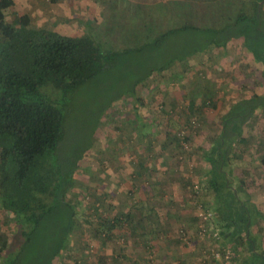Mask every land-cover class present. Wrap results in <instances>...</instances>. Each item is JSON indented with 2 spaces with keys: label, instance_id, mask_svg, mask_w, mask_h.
Wrapping results in <instances>:
<instances>
[{
  "label": "rangeland",
  "instance_id": "rangeland-1",
  "mask_svg": "<svg viewBox=\"0 0 264 264\" xmlns=\"http://www.w3.org/2000/svg\"><path fill=\"white\" fill-rule=\"evenodd\" d=\"M10 1L13 6L5 11L10 24L34 12L29 17L35 29L99 38L104 28L108 35L105 32L99 43L105 48L111 43L114 51L126 50L108 70L80 86L72 97L46 92L53 99L59 97L55 104L67 117L63 156L85 153L66 194L68 203L77 210V225L55 264H208L217 243L199 234L195 218L200 204L212 205L215 213L216 194L209 182L210 165L204 157L221 133L232 100L244 96L237 90L235 67L243 73L242 64H248L252 71L261 64L256 63L243 39L231 40L225 49L207 47V34L191 29L178 32V28L221 26L233 17L232 4L238 2L156 0L137 8L136 1L115 0L118 6L114 8L113 2L107 4L109 0H83L89 2L87 8L91 1L95 3V16L91 18V13L77 4V13L82 16L77 20L65 18L69 9H63L57 0H44L46 13L29 7L30 0ZM49 6L53 8L52 18L47 17ZM59 15L64 18L59 20ZM166 33L170 34L159 39ZM155 37L159 39L158 47H148L156 42ZM254 38L260 39L257 34ZM196 50L202 51L134 88L151 69L159 70ZM255 71L259 75L260 70ZM258 100L245 99L255 106ZM246 107L236 111L235 120H248L242 121V141L235 142L226 169L234 189L240 179L246 181L245 191L252 196L257 193L262 199L260 205H264V184H260L264 180V108L256 106V113L249 115ZM257 114L259 118L254 119ZM177 142H187L183 151ZM145 199H149L148 206L136 202ZM243 199L240 193L239 200ZM151 205H156L160 213L153 220H143L141 214ZM128 213L138 216L131 225L123 224V228L107 234L98 232L103 229L101 224ZM151 221L159 222L155 233L151 232ZM54 224H48L46 237L40 239L47 240ZM18 227V221L0 209V235L8 237ZM181 229L188 240L180 238ZM252 231L257 242H263L264 220ZM226 246L232 248L233 256L247 257L238 245Z\"/></svg>",
  "mask_w": 264,
  "mask_h": 264
},
{
  "label": "trees",
  "instance_id": "trees-1",
  "mask_svg": "<svg viewBox=\"0 0 264 264\" xmlns=\"http://www.w3.org/2000/svg\"><path fill=\"white\" fill-rule=\"evenodd\" d=\"M182 1L214 3L220 0ZM234 1L238 4H232L233 17L225 24L206 29L184 25L178 32L191 29L205 33L207 47L222 49L233 39H243L246 48L262 65L264 77V0ZM10 6V0H0V209L12 215L19 227L8 237L0 235V264H55L77 225V210L68 203L66 194L85 153L63 156L67 117L55 104L59 97L53 99L46 92L72 97L80 86L108 70L126 50L105 48L92 36L73 37L35 29L28 15L10 24L5 18ZM168 34L159 39L164 40ZM254 34L260 39L256 40ZM159 39L156 41L155 37L156 42L147 46L158 47ZM202 50L179 56L159 70L151 69L134 88ZM236 104L238 106L231 108L220 135L204 157L210 165L209 182L216 194L215 225L225 245L234 243L247 253L243 259L234 255L233 264H264V240L258 243L252 231L253 226L264 220V213L252 202V194L245 191L247 182L240 179L234 189L226 169L235 142L242 141V121L248 120H235L236 111L247 105L248 114L253 115L262 101L257 103V108L245 100ZM194 105L190 107L193 109ZM186 143L177 142L178 148L183 151ZM261 163L264 166V157ZM240 193L245 197L241 201ZM98 211L95 208V212ZM149 211L142 216L144 220L145 217L152 219ZM137 217L131 213L117 216L101 224L103 229L98 232L111 233L123 228V224L131 225ZM195 218L198 224L197 213ZM50 222H55L54 229L48 231L47 240L40 239L46 237L45 229L48 230ZM150 225L154 227L151 232L155 233L154 221ZM182 231H185L180 230L183 239Z\"/></svg>",
  "mask_w": 264,
  "mask_h": 264
},
{
  "label": "crops",
  "instance_id": "crops-1",
  "mask_svg": "<svg viewBox=\"0 0 264 264\" xmlns=\"http://www.w3.org/2000/svg\"><path fill=\"white\" fill-rule=\"evenodd\" d=\"M58 1V5H61L62 6V8L63 9H69V10H74L73 12H74V14H73V12L72 11H70L69 12V10H67V16L65 17V18H75V19H79V18H82V16H80L79 15V13H77V4H79V5H81V7H85V6H88L89 4V2L87 1V2H84L83 0H75V1H72V0H69L70 2L69 3H67V1L68 0H57ZM132 1H136L137 2V4H135V6H137V8L139 7L140 8V6H141V4L143 3H146V4H153V3H148L147 1L146 2H144L143 0H132ZM24 2V1H23ZM43 2H44V0H30L29 1V7H31V8H33V10H35V11H38L39 13L40 12H44V13H46V8H47V6L46 5H43ZM62 2H64V4L62 3ZM109 2V3H108ZM110 2L112 3L113 2V7L115 8V6L117 5L116 4V2H115V0H113V1H107V4H110ZM24 4H25V2H24ZM94 2H90V7H85V9H86V11H87V13H91V18H93L94 16H95V8H94ZM26 5V4H25ZM11 6H13V2H12V5ZM118 6V5H117ZM130 7V6H129ZM48 9L50 10H48V15H47V17H49V18H52L53 16H51V15H54L52 12H51V10L53 9L52 8V6H49L48 7ZM51 12V13H50ZM28 14H29V16L30 17H32L31 15H33L34 14V12L33 13H31V12H28ZM59 17H61L59 20H62L63 18H64V16H61V15H59ZM100 17H103L102 16V14H101V16ZM49 21V20H48ZM101 28V27H100ZM107 33V30L106 29H104V28H102V30L100 31V34L101 35H99V33H98V37L99 38H101L103 35H106V33ZM107 35H108V33H107ZM69 36V35H68ZM70 36H72V35H70ZM73 37H77V36H73ZM94 38L98 41V42H100L99 40V38H97L96 36H94ZM100 43H102V42H100ZM111 44V43H110ZM110 44L108 45V46H110ZM253 56V55H252ZM254 58V57H253ZM254 60H255V58H254ZM256 61V60H255ZM256 63H258L257 61H256ZM260 64V63H259ZM252 66V65H251ZM258 66L259 65H255L254 66V69H253V71H252V69L250 68V66L248 65V64H245V65H243L242 64V66H241V68H243L244 69V72L242 73L241 72V69L239 70V67L237 66V67H235L236 69H235V72H234V76L236 77V81L238 82H241V84L238 82V87H239V89L237 88V90L238 91H240V93H242L244 96H242L241 97V99H239V100H232L233 102L231 103V105H230V109L228 110V111H230L231 110V108L237 103V102H239V101H242V100H245L246 99V97H253V98H258L259 100V102L260 101H263L262 102V104L258 107V109H260V108H264V77H263V67H262V65L258 68ZM253 67V66H252ZM255 69L256 70H260V73H259V75H258V72H256L255 71ZM253 72H255L256 73V76L253 74ZM259 76V77H258ZM239 79V80H238ZM227 88V87H226ZM261 91H263V92H261ZM241 94V95H242ZM211 103H213V101L211 102ZM214 104V103H213ZM215 105V104H214ZM229 113V112H228ZM228 113H227V115H228ZM226 115V116H227ZM226 116H225V118H226ZM224 118V119H225ZM257 118H259L258 117V114L254 117V119H257ZM264 120V119H263ZM223 127V126H222ZM262 128H264V127H262ZM222 131V130H221ZM260 184H264V180L263 181H261L260 182ZM256 185H257V182H256ZM136 189V188H135ZM255 194V193H254ZM154 196H156V194H154ZM151 198H152V195H151ZM143 199V198H142ZM152 200V199H151ZM259 200H262V199H260V197H259V195L256 193L254 196H252V202L253 203H255L256 204V206L263 212V210L262 209H264V205H260L261 204V202L259 201ZM148 201H149V199H145L144 201H136V202H144L145 203V206H148ZM133 203L132 202H130V205H132ZM135 204V203H134ZM263 204V203H262ZM133 206V205H132ZM139 208L138 209H140L142 206H138ZM262 208V209H261ZM152 210V212H150L149 210ZM139 212H141L140 210H138ZM148 211H149V214H151L152 215V217L151 218H153L154 216H157V214H159L160 213V211H159V209H158V207L156 206V205H151V206H149L147 209H146V211L145 212H143L144 213V215H142L141 214V216H146V215H148ZM129 214V213H128ZM141 216H139V217H141ZM143 218V220H144V217H142ZM142 220V219H141ZM159 223V222H158ZM158 223H156L155 224V228H158L159 226H158ZM151 227H153V226H151Z\"/></svg>",
  "mask_w": 264,
  "mask_h": 264
},
{
  "label": "built area",
  "instance_id": "built-area-1",
  "mask_svg": "<svg viewBox=\"0 0 264 264\" xmlns=\"http://www.w3.org/2000/svg\"><path fill=\"white\" fill-rule=\"evenodd\" d=\"M198 215V232L200 235L210 236L211 240L217 243V246L213 248L210 254V261L208 264H233L232 248L224 244L221 232L215 225V221L212 220L214 213L208 205L200 204L197 209ZM184 240L187 239V234L181 232ZM201 264H207L206 261H202Z\"/></svg>",
  "mask_w": 264,
  "mask_h": 264
}]
</instances>
